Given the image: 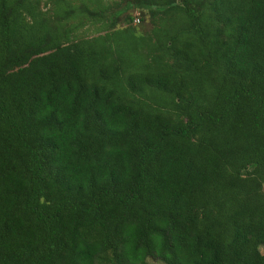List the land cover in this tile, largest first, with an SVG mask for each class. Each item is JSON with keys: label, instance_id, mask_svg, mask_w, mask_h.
<instances>
[{"label": "trees", "instance_id": "obj_1", "mask_svg": "<svg viewBox=\"0 0 264 264\" xmlns=\"http://www.w3.org/2000/svg\"><path fill=\"white\" fill-rule=\"evenodd\" d=\"M262 245L264 0H0V264Z\"/></svg>", "mask_w": 264, "mask_h": 264}, {"label": "rangeland", "instance_id": "obj_2", "mask_svg": "<svg viewBox=\"0 0 264 264\" xmlns=\"http://www.w3.org/2000/svg\"><path fill=\"white\" fill-rule=\"evenodd\" d=\"M109 2H111L112 0H107ZM124 4V2L121 4V6ZM129 14H132V16L134 17V20H133V24L134 25H138L139 27H141L142 25V20H141V14L139 12L138 9H131L130 11H126L124 14H122L120 17H119V26L121 27H125L128 25L127 22H125V16L129 15ZM261 251L262 253H264V245L261 246ZM148 263L149 264H163L161 261H158V260H155L153 258H150L148 260Z\"/></svg>", "mask_w": 264, "mask_h": 264}]
</instances>
